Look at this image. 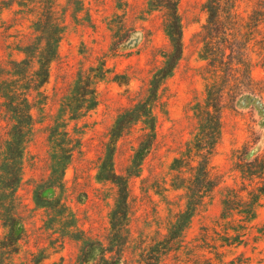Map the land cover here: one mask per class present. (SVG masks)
<instances>
[{"label": "rangeland", "instance_id": "rangeland-1", "mask_svg": "<svg viewBox=\"0 0 264 264\" xmlns=\"http://www.w3.org/2000/svg\"><path fill=\"white\" fill-rule=\"evenodd\" d=\"M149 2L0 0V153L12 126L4 95L27 88L33 117L22 181L0 189V264H147L165 241L159 264H264V195L254 220L245 208L264 186V0H177L183 53L152 104L155 137L140 122L113 141L118 115L146 99L171 50L165 10ZM57 37L49 80L37 88L41 50ZM81 74L94 77L98 104L73 119L61 108ZM207 109L220 118L213 146L216 125L204 128L199 114ZM58 119L66 127L53 143ZM65 131L72 141L61 142ZM62 149L72 150L63 173ZM199 167L208 176L198 181ZM101 168L127 182L118 207L119 187L98 180ZM208 177L213 188L199 189L191 223L168 241L186 186ZM11 217L23 225L19 240Z\"/></svg>", "mask_w": 264, "mask_h": 264}, {"label": "trees", "instance_id": "trees-1", "mask_svg": "<svg viewBox=\"0 0 264 264\" xmlns=\"http://www.w3.org/2000/svg\"><path fill=\"white\" fill-rule=\"evenodd\" d=\"M152 6L158 5L159 8H163L166 13V21H165V33L170 40L171 50L166 54L165 58V66L161 69L156 75L151 83V87L148 90V95L144 101H141L134 105L131 109L125 110L123 113H120L115 121V125L112 129V139L113 141L118 140L122 134L125 132L127 128L135 123L142 122L145 124L146 128L150 130V134H148V138L155 137V122L156 117L153 111V102L157 98V92L159 90V85L163 83L166 79H168L174 72V69L178 63V61L182 57L183 53V30L182 23L178 14V2L177 0H150L149 2ZM210 14V8H209ZM219 18L218 13L213 14L211 10V15L209 19L212 22H218ZM60 42V37H57L53 40H48L45 42L41 50L42 57L39 61V69L36 72V83L35 87H39L42 84H45L49 80V66L51 62L56 58L57 55V47ZM92 75L85 76L81 74L77 80L75 81L73 88L71 89V93L67 98H65V102L62 104L61 112H69L73 119L79 118L87 111H91L95 109L98 104L97 93L96 90L92 87ZM23 87L20 85L8 95H4L7 101L6 107L7 112L10 115L11 121V130L9 133V139L6 142V145L2 152L0 153V189L12 190L14 191L16 187H18L22 181V171H23V159L25 154V149L27 142L29 141V136L32 132L33 126V117L31 115L30 102L28 97L26 96L27 88L24 87L23 92L19 91L18 88ZM14 100H17L14 102ZM12 102V103H11ZM199 114H206L207 118L204 120V128L208 125V123H213L216 125V130H213L211 133L212 141L209 142L210 145L213 146L214 142L217 139V135H219V127H220V118L217 111L211 112L209 109L204 113L201 110ZM60 119L56 122V127L53 128L55 134L52 137L53 143H58L60 130L62 127H66V124L60 125ZM64 138L61 142L66 143L72 141L70 138L69 132L65 131L62 133ZM216 136V137H213ZM64 148V147H63ZM197 148V147H195ZM194 148V150H195ZM193 149V148H192ZM147 147L139 146L137 149L135 156L133 157V165L129 168L128 173L132 174L134 171H139L140 161L143 157V151H146ZM62 155L58 156L56 161L55 169H60L62 173L67 169L69 163L72 160V150L71 149H62ZM192 152V150H189ZM111 158V157H110ZM185 158L190 159L187 155ZM186 160V159H185ZM112 163V159L109 160ZM113 168V167H112ZM138 168V169H135ZM200 169V170H199ZM134 170L132 173L131 171ZM59 171L55 172L59 173ZM201 171V167L197 168L195 179L199 181L200 177H198ZM201 174L204 177L208 176V170L205 168L202 169ZM133 175V174H132ZM134 175H137L136 173ZM98 180H112L119 187L118 192V200L117 207L121 203L126 202L127 196V182L125 180H118L117 175L110 169V173H107V168H101L98 173ZM212 181L210 177H208V181H206V186L196 185L195 189L194 185L191 181L189 186H186L187 190V206L186 209L181 212L169 229V237L168 241H173L181 237L184 231L187 229L189 224L191 223L192 218L197 211L198 206L201 204L202 193L197 194L199 189H207L206 191H210L212 187ZM196 186L198 187L196 190ZM3 187V188H1ZM212 187V188H211ZM257 193L252 195L251 201L245 203V208L248 210L247 219L254 220L256 218V207L259 205V200L261 196L264 195V186L259 187ZM205 192V191H204ZM230 199H225L224 205L228 206L230 203ZM116 207V208H117ZM117 216L119 212L115 210L113 212ZM12 223L8 225L10 229H19L17 233V239L19 240L20 236H22L23 225L19 223L18 219L11 217ZM13 236V234H12ZM165 242H159L155 244L153 247L149 249L145 258V262L147 264H156V262L160 261L159 253L161 250H164L165 247L163 245ZM161 247V250H160Z\"/></svg>", "mask_w": 264, "mask_h": 264}]
</instances>
